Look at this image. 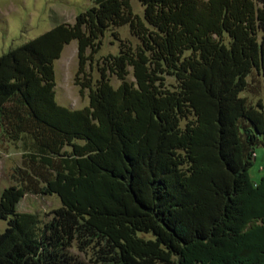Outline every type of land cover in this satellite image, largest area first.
<instances>
[{
  "label": "trees",
  "instance_id": "obj_1",
  "mask_svg": "<svg viewBox=\"0 0 264 264\" xmlns=\"http://www.w3.org/2000/svg\"><path fill=\"white\" fill-rule=\"evenodd\" d=\"M137 1L141 15L131 0H92L0 56L1 133L23 145L17 184L0 193V264H264V173L249 175L264 105L240 95L253 69L264 82V0ZM121 25L139 43L102 57L94 83L75 78L87 106L57 104L63 46L76 41L87 76ZM26 193L61 206L41 225L16 211Z\"/></svg>",
  "mask_w": 264,
  "mask_h": 264
},
{
  "label": "rangeland",
  "instance_id": "obj_2",
  "mask_svg": "<svg viewBox=\"0 0 264 264\" xmlns=\"http://www.w3.org/2000/svg\"><path fill=\"white\" fill-rule=\"evenodd\" d=\"M136 13L142 14L143 6L137 0H131ZM93 4L92 0H0V56L9 49L32 39L53 26L60 23L73 24L75 16ZM118 39L113 36L111 30H107L101 36L100 48L93 54L92 61L85 66L87 76L78 73L76 41L65 44L58 58L53 60L54 70V97L57 104L71 109L83 108L88 105V89L83 94L79 93V85L75 83L90 78L94 83L99 78L100 72L97 63H101L102 57L107 54H116L119 51L121 41L136 46L139 43L128 25H121L113 29ZM98 59V62H95ZM111 84L116 87L121 80L113 74L109 75ZM134 78L131 68L126 75V80ZM248 88L240 93L248 102L256 104L261 101L264 105V82L262 75L255 69L246 77ZM165 86H173L176 80L171 75L164 77ZM185 120L181 121L183 125ZM23 145L21 140H10L1 133L0 129V193L10 186L17 184L16 168L22 165ZM255 158L249 169L250 178L258 180L264 173V143L258 144L255 149ZM15 177V178H14ZM61 206L57 194H24L16 207L17 212H29L38 216L40 224L48 222L52 211ZM7 226V221L0 219V232ZM140 236L150 237V234L140 233ZM69 251L83 259H88L93 254V248L87 247L80 251L74 241Z\"/></svg>",
  "mask_w": 264,
  "mask_h": 264
}]
</instances>
